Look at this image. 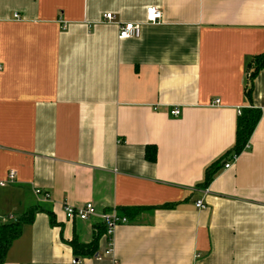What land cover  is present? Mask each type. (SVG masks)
<instances>
[{
    "label": "crops",
    "instance_id": "obj_1",
    "mask_svg": "<svg viewBox=\"0 0 264 264\" xmlns=\"http://www.w3.org/2000/svg\"><path fill=\"white\" fill-rule=\"evenodd\" d=\"M106 12L140 36L118 38ZM263 53L264 0H0V179L15 171L0 224L31 217L0 264H104L71 245L100 222L66 218L85 202L127 217L117 264H264V67L246 93ZM249 107L260 119L224 168Z\"/></svg>",
    "mask_w": 264,
    "mask_h": 264
},
{
    "label": "built area",
    "instance_id": "obj_2",
    "mask_svg": "<svg viewBox=\"0 0 264 264\" xmlns=\"http://www.w3.org/2000/svg\"><path fill=\"white\" fill-rule=\"evenodd\" d=\"M162 12L156 6H148L145 10V21L144 23L155 24L161 19ZM15 18H19L18 14L14 15ZM103 21L108 23H115L118 26V38H136L140 36L142 22H118L115 21L114 15L112 12H106L103 14ZM220 100L215 99L213 104H219ZM181 113V108L178 106L173 107L170 110L171 115H179ZM241 109H237V114L240 115ZM237 155L232 154L230 159L223 162V167L228 168L232 165V162L236 159ZM15 179V171L9 170L5 179H0V186H4L7 183L13 182ZM35 192L38 194L40 190L35 189ZM45 196H48V193H45ZM195 206L197 208L206 207L204 202L200 200L195 201ZM63 211L67 219H79V220H88L90 218L96 217L104 226V233L107 237L108 245L103 248L101 251L94 253L93 257L97 260L104 261V264H117L118 260L113 252L112 246V233L113 229L117 224L127 222V217L124 215H119L115 210L105 211L98 210L93 202H85L79 206H73L65 204L63 206ZM9 219H13V216H10ZM72 264H81L82 261L79 257L71 259ZM29 264H44V263H29Z\"/></svg>",
    "mask_w": 264,
    "mask_h": 264
},
{
    "label": "trees",
    "instance_id": "obj_3",
    "mask_svg": "<svg viewBox=\"0 0 264 264\" xmlns=\"http://www.w3.org/2000/svg\"><path fill=\"white\" fill-rule=\"evenodd\" d=\"M249 67V85L246 86V93L249 95L252 89V82L254 76L259 72L260 69L264 67V53L255 56L251 62L248 64ZM261 116V111L255 107L244 108L241 110L240 115H238L236 120V129H235V140L234 145L227 153L228 154H236L238 155L241 150L245 146H247L249 138L256 127ZM226 154V155H228ZM146 158L148 160L155 159V151L152 149H146ZM224 155L221 159L210 164L205 170V177L203 185H208L209 182L213 179L215 174L218 172L220 167L222 166L223 160L226 158ZM126 210L127 208H123ZM136 211L139 208H135ZM31 217L25 216L23 218H17L15 220H11L9 222H4L0 224V262H2L5 258L6 252L9 249L12 241L20 235L21 225L22 223L29 221ZM104 232V226L101 222L97 224L96 234H94L93 239L89 243H81L77 240H73L71 245L73 246V250L76 254H93L96 252L95 250V242L99 235ZM78 257V256H75Z\"/></svg>",
    "mask_w": 264,
    "mask_h": 264
},
{
    "label": "bare ground",
    "instance_id": "obj_4",
    "mask_svg": "<svg viewBox=\"0 0 264 264\" xmlns=\"http://www.w3.org/2000/svg\"><path fill=\"white\" fill-rule=\"evenodd\" d=\"M12 220V219H11Z\"/></svg>",
    "mask_w": 264,
    "mask_h": 264
}]
</instances>
